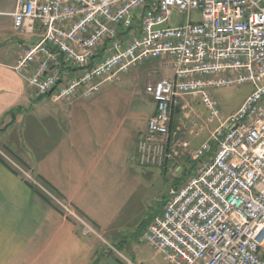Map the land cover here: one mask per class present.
I'll list each match as a JSON object with an SVG mask.
<instances>
[{
    "label": "built area",
    "instance_id": "built-area-1",
    "mask_svg": "<svg viewBox=\"0 0 264 264\" xmlns=\"http://www.w3.org/2000/svg\"><path fill=\"white\" fill-rule=\"evenodd\" d=\"M13 16L17 31L41 32L38 42L20 43L14 65L37 97H91L138 64L171 67L172 76L145 87L156 111L138 144L141 163L162 158L182 98H198L208 120H220L212 90L252 83L193 151L194 172L140 239L172 264H264V0H17Z\"/></svg>",
    "mask_w": 264,
    "mask_h": 264
},
{
    "label": "crops",
    "instance_id": "crops-1",
    "mask_svg": "<svg viewBox=\"0 0 264 264\" xmlns=\"http://www.w3.org/2000/svg\"><path fill=\"white\" fill-rule=\"evenodd\" d=\"M16 5L17 0H0V264H128L119 261L118 243L108 238L120 241L116 230L149 166L139 160L138 142L156 111L155 100L146 91L122 92L119 86L70 100L35 96L14 65L20 43L38 42L41 32L15 29ZM160 60L157 67L172 76ZM59 201L94 232L85 233ZM154 216L141 224L140 236Z\"/></svg>",
    "mask_w": 264,
    "mask_h": 264
},
{
    "label": "rangeland",
    "instance_id": "rangeland-1",
    "mask_svg": "<svg viewBox=\"0 0 264 264\" xmlns=\"http://www.w3.org/2000/svg\"><path fill=\"white\" fill-rule=\"evenodd\" d=\"M194 17L200 19L201 15L196 13L193 14ZM153 61L155 62L153 63ZM158 61L161 60L153 59L132 67L127 73L121 74L114 83H104L99 92L104 94L112 92L115 90L112 88L113 86H119L118 88L122 92L144 93L146 84L164 75H171L168 68L164 72L157 67ZM146 63L150 64L151 68H147L148 64L145 65ZM253 89L252 83L213 89L212 96L221 111L220 120H225L231 113L235 112ZM187 103L188 107H184L183 105ZM178 105L181 110L180 114L174 117L176 127L172 133V140L170 131L162 158L154 162L141 163L149 166L143 167L145 168V175L140 172L138 189L131 199L128 211L121 218L124 225L120 230L115 229L121 233L119 240L123 241L124 244L122 245L120 241H114L106 236L114 243H118L119 250L116 249L115 254L128 264H172L165 259L163 254L156 252L153 247L140 239V226L154 214L160 213L163 209V199L168 196L170 190L182 184L190 176L189 174L186 175L185 172L192 168L196 162L192 157L193 151L203 142L209 140L212 131L220 124L218 119L208 120L206 108L198 98L186 96L180 100ZM198 128L201 130L196 133ZM145 135L146 132L139 141ZM166 160L171 161L167 167L164 165ZM179 168L180 171L178 172Z\"/></svg>",
    "mask_w": 264,
    "mask_h": 264
},
{
    "label": "trees",
    "instance_id": "trees-1",
    "mask_svg": "<svg viewBox=\"0 0 264 264\" xmlns=\"http://www.w3.org/2000/svg\"><path fill=\"white\" fill-rule=\"evenodd\" d=\"M180 106L178 105H176V107L173 109V114H172V119H171V122H170V131H171V140H172V138H173V135H172V133L174 132V130H175V127H176V124H175V116L177 115H179L180 114ZM2 161L4 162V164L5 165H7V167H9L12 171H14L16 174H22L23 175V171H21L19 168H17L16 166H14L13 164H11L7 159H5L4 157H2ZM196 163V162H195ZM195 163L193 164L194 166L192 167V168H189L186 172H185V174L186 175H191L193 172H194V170H195ZM26 181H27V183L32 187V188H34L43 198H47V199H50V197H49V195H48V193L45 191V190H43L39 185H37L36 186V184L35 183H33L32 181H30V180H28V179H26ZM165 199V198H164ZM163 199V200H164ZM118 250H119V248H118ZM119 259V261H121L122 262V259L121 258H118ZM123 263V262H122Z\"/></svg>",
    "mask_w": 264,
    "mask_h": 264
}]
</instances>
